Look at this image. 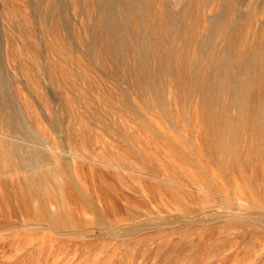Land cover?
<instances>
[{"label": "rangeland", "instance_id": "obj_1", "mask_svg": "<svg viewBox=\"0 0 264 264\" xmlns=\"http://www.w3.org/2000/svg\"><path fill=\"white\" fill-rule=\"evenodd\" d=\"M0 264H264V0H0Z\"/></svg>", "mask_w": 264, "mask_h": 264}, {"label": "bare ground", "instance_id": "obj_2", "mask_svg": "<svg viewBox=\"0 0 264 264\" xmlns=\"http://www.w3.org/2000/svg\"><path fill=\"white\" fill-rule=\"evenodd\" d=\"M50 216V215H49ZM56 216V215H55ZM56 221V220H55Z\"/></svg>", "mask_w": 264, "mask_h": 264}]
</instances>
